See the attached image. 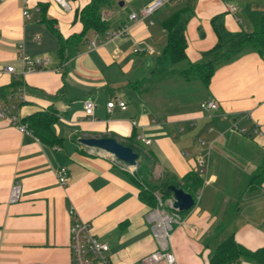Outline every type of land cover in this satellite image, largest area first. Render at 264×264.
<instances>
[{
  "label": "crops",
  "instance_id": "0c3cea01",
  "mask_svg": "<svg viewBox=\"0 0 264 264\" xmlns=\"http://www.w3.org/2000/svg\"><path fill=\"white\" fill-rule=\"evenodd\" d=\"M149 1L115 0L103 10L106 34L127 28L114 40L89 47L95 34L98 40L106 35L89 30L77 48H61L60 38L82 31L77 13L90 0H68L66 9L53 0H0V88L7 90V100L1 96L0 103L20 118L38 110L57 116L52 144L0 117V264H72L70 208L109 246L114 264H143L142 258L158 244L148 219L152 206L140 197L144 184L132 174L142 163L160 174L166 186L180 187L185 174L196 172L197 157L206 159L211 180L199 176L201 200L180 213L170 233L167 250L173 252L174 264H210L216 246L229 234L250 250L264 246V177L249 188L221 186L228 178L223 170L227 150H243L240 159L247 161L250 172L264 159V55L252 49L241 52L215 69L208 86L175 77L140 94L128 86L154 67L148 54L132 52L134 45L146 43L154 53L161 52V21L170 13L192 5L185 52L189 61L197 62L217 41L214 16L236 32L250 27L246 9L258 8L251 0H173L147 18L129 17ZM131 2L137 9L126 11ZM20 44L32 57H48L47 66L22 73ZM7 66L15 71L8 72ZM87 97L96 102L89 116L83 108ZM112 99L125 101L127 107L108 109ZM208 99L217 107L201 110L200 102ZM88 137H112L131 147L138 153L135 171L79 142ZM60 167L67 170L65 185L57 181ZM15 182L21 198L10 201ZM166 196L165 209L172 210L173 195Z\"/></svg>",
  "mask_w": 264,
  "mask_h": 264
},
{
  "label": "trees",
  "instance_id": "16d2710c",
  "mask_svg": "<svg viewBox=\"0 0 264 264\" xmlns=\"http://www.w3.org/2000/svg\"><path fill=\"white\" fill-rule=\"evenodd\" d=\"M115 0H90L77 15L83 28L80 34L72 35L66 39L60 38L62 47L77 48L84 41L85 35L89 30L97 32L99 35H105L107 24L103 19V10L109 7ZM246 15L250 20V29L240 31H229L220 16H214L211 19L213 30L217 41L213 47L203 52L202 58L197 62H191L187 58L185 27L187 22L193 16V7L186 4L184 7L170 13L161 21V26L165 32V41L160 54L156 58V65L151 69L148 76L134 79L128 82V86L137 93H143L149 90L154 84L167 78L178 77L185 81H198L204 86H208L211 76L215 69L222 63L232 60L241 52L252 49L260 55H264V12L259 9H246ZM169 61L171 69L165 67V62ZM7 90L0 88V97ZM13 93V91L11 92ZM56 114L52 110H38L30 115L21 118V121L39 140L52 144L55 141V134L52 125L56 121ZM148 167L139 163L136 172L132 178L137 182L138 173H148ZM264 177V159L252 175L248 188L260 184ZM181 188L189 192L193 197L195 191L200 188L201 178L196 172L190 171L182 178ZM163 194H170L166 186L161 190ZM140 197L149 205L154 203L155 195L152 190L142 188ZM241 260L252 261L255 264H264V246L255 250H250L237 243L233 234H229L221 240L213 251L210 264H234Z\"/></svg>",
  "mask_w": 264,
  "mask_h": 264
},
{
  "label": "built area",
  "instance_id": "2783aa9c",
  "mask_svg": "<svg viewBox=\"0 0 264 264\" xmlns=\"http://www.w3.org/2000/svg\"><path fill=\"white\" fill-rule=\"evenodd\" d=\"M63 8H68V0H53ZM173 0H150L146 4L140 6L137 10L132 11L129 17L132 20H141L149 17L155 13L158 9L166 5ZM38 9V8H37ZM233 9V8H232ZM23 16L28 18L30 16L28 10L25 8L23 10ZM127 30L126 26L118 27L110 32H108L103 39L98 40V35L95 34V38L88 42L89 47H94L98 42L112 41L119 37ZM19 54L22 61V73L32 71L35 69H43L47 66L49 62L48 57H32L25 52H23V45H19ZM132 52L134 54H148L154 53V48L146 43H137L134 45ZM6 70L8 72H14L12 66H7ZM96 102L93 98L87 97L84 99L83 108L84 113L89 116L93 114ZM118 105L121 109H125L127 104L121 99H112L107 101L106 107L111 109L113 106ZM199 107L201 110L209 111L217 107V103L211 99L203 100L200 102ZM0 117H7L13 125H15L22 133L32 134L31 131L26 127V125L21 121V118L17 114L11 113V111L0 103ZM135 124V121H132ZM241 132H245L246 129L241 127L237 128ZM138 138L145 144L150 143L149 139L138 136ZM203 143V141H201ZM113 159L119 161L113 156ZM124 166L132 170L135 166H129L124 163ZM196 173L198 176L206 178L208 174V164L205 158L197 157L196 159ZM67 170L65 167H60L57 171V181L61 185L67 183ZM196 199L199 198V192H197ZM21 198V187L18 183H13L9 193L10 201H17ZM195 199V200H196ZM69 213L74 217L73 224L71 226V259L72 264H114L108 255L109 246L97 239V237L92 233L91 226L80 219L73 208H70ZM148 219L151 222L152 231L156 237V242L158 244L157 249H155L150 254L142 258L143 264H174L175 256L173 252L167 250V240L170 237V233L174 226L180 222V213L172 208V210H159L152 209L148 213Z\"/></svg>",
  "mask_w": 264,
  "mask_h": 264
},
{
  "label": "rangeland",
  "instance_id": "374dc122",
  "mask_svg": "<svg viewBox=\"0 0 264 264\" xmlns=\"http://www.w3.org/2000/svg\"><path fill=\"white\" fill-rule=\"evenodd\" d=\"M251 2L254 3V7L258 8L259 10L264 12V0H251ZM173 3H179V1L173 2ZM126 11L130 8L133 9H137L136 7V3H126ZM152 18H154V16H152ZM157 23V22H156ZM251 27H248V29H250ZM160 54V49H155V53L153 55H147L145 57H147V59H149V61H152V66L156 65V58L157 56ZM136 55V54H135ZM263 56V55H261ZM165 67H167V69H171V63L169 61L166 62ZM173 78V77H171ZM178 78V77H175ZM182 79V78H181ZM200 83V82H198ZM254 139L257 141V137L255 136ZM241 151L243 150H237L235 148L231 149V150H227L225 152L226 154V162L223 164V170L226 171L225 174H227V179L226 181H223L222 185L223 186V190L224 189H231L233 187H236L237 189H242L244 188L246 185L248 186L249 181H250V175H252V173H254V171L251 173L250 172V168L246 165L247 161L245 160H241ZM244 152V151H243ZM241 160V161H240ZM136 170V169H135ZM133 170V171H135ZM148 171H150L148 169ZM139 179L142 180L143 182V186L145 187V189L148 190H152V192L155 195V199H154V203L150 204L152 206V209L156 210H163L166 207V199L168 196H166L165 194L162 193V189L166 186V181H163L161 179V175H157V174H153L151 172L148 173H139L138 174ZM208 181L210 183L211 180V173L210 171H208ZM242 177V178H240ZM240 179V180H239ZM221 183V182H220ZM253 183L255 184V181L253 180ZM203 182L200 185V188L195 191L194 193V197H197V192H199V198L196 199V203L198 201L201 200V195H202V190L204 187H202ZM143 187V188H144Z\"/></svg>",
  "mask_w": 264,
  "mask_h": 264
},
{
  "label": "water",
  "instance_id": "95a60500",
  "mask_svg": "<svg viewBox=\"0 0 264 264\" xmlns=\"http://www.w3.org/2000/svg\"><path fill=\"white\" fill-rule=\"evenodd\" d=\"M79 142L92 147L103 150L104 152L115 156L129 166H135L138 159V153L131 147L118 142L112 137H88L81 138ZM167 191L173 195L172 207L179 213L190 210L195 205V199L181 187L173 184L166 186Z\"/></svg>",
  "mask_w": 264,
  "mask_h": 264
}]
</instances>
